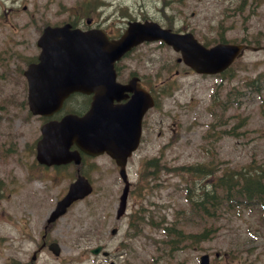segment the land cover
Listing matches in <instances>:
<instances>
[{"label": "rangeland", "instance_id": "374dc122", "mask_svg": "<svg viewBox=\"0 0 264 264\" xmlns=\"http://www.w3.org/2000/svg\"><path fill=\"white\" fill-rule=\"evenodd\" d=\"M175 1L167 8L160 6L167 14H175L176 27L192 30L208 45L224 39L245 42L249 49L232 66L230 78L224 79L190 72L176 62L179 55L167 47H149L150 52L138 64L147 70L159 69L160 79L176 70L179 75L174 79V88L161 96L155 111L161 120L159 128L147 131L144 143L130 160L129 178L138 184L139 195L131 197L126 217L117 221L114 206L118 205L123 184L119 173L113 174L109 163L99 158L102 169L96 172L95 194L79 202L51 231V237L61 246L60 256L45 251L36 264H198L205 253L211 255L214 264H264L262 208L246 202L229 208L223 204L222 191L211 216L191 206L202 189H210L207 182L216 179L200 178L192 169L203 168L223 176L232 171L245 172L244 168L252 163L264 167V0ZM154 2L158 1L151 0L149 6ZM149 6L145 7L147 11H151ZM155 16L162 21L168 19L162 13ZM257 41L260 45L255 44ZM258 46L261 49H253ZM254 79L262 84V92L244 88ZM235 87H242L243 96L234 94ZM11 96L16 102L8 101ZM26 96L21 75L0 68L1 177L13 174L12 162L40 135L43 121L20 104ZM211 111L218 115L210 116ZM172 127L176 128L174 132ZM151 160H156V174L147 176L152 170L147 166ZM185 180L191 183V195L185 192ZM3 202L0 264H24L37 249L38 241L34 243L33 238L41 230L43 216L36 212L30 221L27 208L11 209L8 201ZM104 203L111 209L108 214L95 210L97 204ZM137 210L144 219L141 231L133 236L129 231L130 215ZM21 224L31 225V240L27 236L30 231ZM113 227L118 228L114 237L110 234ZM165 227H175L185 234L209 230L210 237L199 242L183 237L171 241L175 237L165 234ZM100 243L110 252L109 260L91 253Z\"/></svg>", "mask_w": 264, "mask_h": 264}, {"label": "water", "instance_id": "95a60500", "mask_svg": "<svg viewBox=\"0 0 264 264\" xmlns=\"http://www.w3.org/2000/svg\"><path fill=\"white\" fill-rule=\"evenodd\" d=\"M157 39H163L177 51H181L185 63L200 73L223 71L241 55L243 48V45L223 43L206 48L192 34L172 33L157 25H141L130 29L119 41L108 42L97 38L93 47L97 63L95 83H86L88 88L84 90L96 93L91 107L84 116L68 114L60 121L50 122L42 127L43 138L38 143V157L41 161L49 164L66 162L68 148L75 143L87 152L99 154L107 151L122 165L121 173L125 176L126 159L139 143L147 96L144 91L137 89L129 103L114 105V100H119L121 92L128 87L116 82L113 63L134 45L144 40ZM62 57V54L55 55L61 70ZM46 58L47 52H43L40 63L30 66L25 72L29 82L30 109L34 114L40 115L54 113L70 93L81 89L78 86L67 87L76 84L77 80L72 77V73L67 76L69 73H62L61 70H47ZM45 77H48V82H45ZM90 86L93 87L89 88ZM91 190L90 184L84 179L72 184L49 222L65 213L74 200L85 197ZM127 194L128 186L121 197L119 216L124 212ZM115 232L116 229L113 230ZM50 249L59 255L60 248L56 243L51 244ZM100 249H94L93 252L98 253ZM200 264H211L209 255H203Z\"/></svg>", "mask_w": 264, "mask_h": 264}, {"label": "flooded vegetation", "instance_id": "af4514ba", "mask_svg": "<svg viewBox=\"0 0 264 264\" xmlns=\"http://www.w3.org/2000/svg\"><path fill=\"white\" fill-rule=\"evenodd\" d=\"M155 13L157 12L153 9L147 11L144 8V0H0V31L9 27L10 36H13L1 39L0 32V43L3 44L0 49V67L24 72L29 65L38 62L41 51L38 41L47 29L66 27L68 39L76 34L103 32L113 40L119 39L131 23L156 21ZM164 26L172 25L167 23ZM57 37L54 36V39ZM59 39L63 37L60 36ZM46 43L49 47L56 48L55 41L46 40ZM151 44L154 43H143L131 54L136 56L140 53L138 55L142 56ZM133 60L138 62L137 57H134L128 65L120 63L121 61L116 63L118 78L123 83L132 78L138 79L136 81L155 98L160 85L156 83L159 80L157 72L152 69V74H149ZM131 95L128 93V98ZM92 97L93 94L76 93L65 103L74 98V104L90 105ZM86 109L81 107L80 112ZM151 115L152 112L145 117L144 123L147 122L153 128L157 122ZM54 118L61 117L58 114ZM75 149L76 147L71 148ZM80 154L79 164L74 160L67 164L48 166L37 161L35 146L15 158L11 176L0 177V208L4 205L3 201H8L11 209L27 207L28 211H36L43 216L39 242L36 245L38 249L45 245L43 249L46 250L51 242L47 234L44 237V223L57 202L66 194L70 184L80 175L94 184L96 172L102 169L98 160L100 157L107 158L115 168L114 161L107 155L93 157L84 152ZM37 181L42 183L41 187L33 188ZM77 204H72L69 210Z\"/></svg>", "mask_w": 264, "mask_h": 264}, {"label": "trees", "instance_id": "16d2710c", "mask_svg": "<svg viewBox=\"0 0 264 264\" xmlns=\"http://www.w3.org/2000/svg\"><path fill=\"white\" fill-rule=\"evenodd\" d=\"M244 169L245 172L235 173L232 171L225 173L223 176L218 175V178L210 184V189H202V192L193 199L192 207L194 210L203 211L211 216V209L217 208L221 201L218 195L220 191H222L223 204H232L235 201L247 203L264 202V167L261 164L252 163ZM193 172L204 175L213 173L211 170L203 168H194ZM168 231L171 237H175L173 240L183 237L185 240L199 242L210 237V234H208L209 230H203L200 234H185L182 230L172 227Z\"/></svg>", "mask_w": 264, "mask_h": 264}, {"label": "bare ground", "instance_id": "6f19581e", "mask_svg": "<svg viewBox=\"0 0 264 264\" xmlns=\"http://www.w3.org/2000/svg\"><path fill=\"white\" fill-rule=\"evenodd\" d=\"M158 3H159V6H158ZM150 4H152L151 3V0H144V8L146 7V6H149ZM162 7H164V8H167L168 6H170L171 5V2H170V0H161V1H158V2H154V6H149L151 9H153L155 12H157V13H162L163 14V16L164 15H167V13H166V10H164V9H162L161 8V6ZM146 9V8H145ZM1 32V39L2 38H4V37H13V36H10V34H11V30H10V28L9 27H4V30H1L0 31ZM6 35V36H5ZM258 45H260V44H258ZM255 48H257V49H261V47L260 46H258V47H255ZM225 77H226V79H229L230 78V76L228 75V76H224L223 78L225 79ZM233 91H234V93L236 94V95H238V96H243V89H242V87H235V88H233ZM191 203V202H190ZM249 205H252V206H257V207H259V208H262L263 210H264V202H258V201H255L254 203H250ZM191 206H192V203H191Z\"/></svg>", "mask_w": 264, "mask_h": 264}]
</instances>
